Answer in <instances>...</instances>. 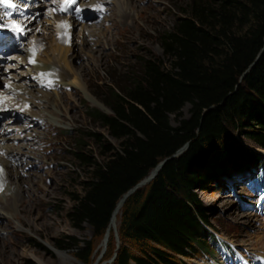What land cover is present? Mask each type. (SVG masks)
Here are the masks:
<instances>
[{
	"label": "trees",
	"instance_id": "1",
	"mask_svg": "<svg viewBox=\"0 0 264 264\" xmlns=\"http://www.w3.org/2000/svg\"><path fill=\"white\" fill-rule=\"evenodd\" d=\"M180 13L161 35L168 64L142 58L128 81L106 86L112 113L95 111L94 118L118 145L107 146L97 161L83 147L74 152L89 172L68 217L97 236L109 231L123 194L166 159L122 205V243L116 249L113 242L107 253H115L114 264H184L195 255L194 244L214 237L195 192L216 182L220 168L263 165L237 137L264 149V0H190ZM59 242L83 261L91 255L90 241L79 246L64 236Z\"/></svg>",
	"mask_w": 264,
	"mask_h": 264
},
{
	"label": "rangeland",
	"instance_id": "2",
	"mask_svg": "<svg viewBox=\"0 0 264 264\" xmlns=\"http://www.w3.org/2000/svg\"><path fill=\"white\" fill-rule=\"evenodd\" d=\"M45 1L47 0H31L30 3L33 7L27 9V14L35 15L37 19L44 17L46 8L42 6L36 8L35 6ZM82 2V0H76L71 7L74 16L70 19L69 36L64 32L59 34V37L72 39L71 42L68 40V43L64 45L69 44L72 47V62L77 68H80L79 66L83 61L92 60L89 63L86 78L88 90L96 102L91 101L83 93L74 92L72 97L65 96L64 102L66 104H64L68 106V111H64V115H67L66 125L46 126L49 140L47 139L40 145L42 161L37 160L38 166L26 165L24 174H21L23 186L25 188L30 187L35 192V195H30L31 197L24 194V198L28 202V212H20L18 215L23 229H13L7 218L0 216V226L7 229V231L0 230V238L4 240V245L0 243V251L3 249L14 251L13 259L5 257V253L1 254L0 252V264H64L56 251L67 253L71 258V264H114L112 257L115 253L112 256H107V253L113 242L116 249L122 243L119 239L121 212L118 215L116 228L109 232L107 228L101 236L95 235L92 227L87 223L82 224L81 228H76L70 221L68 213L74 204L73 199L76 195L82 194V185L89 172L86 165L78 162L74 152L83 147L86 154L92 160L97 161L103 158V153H109L105 152L107 146L118 145V140L112 138L107 129L102 127L100 122L94 118L95 111L106 114L112 113L104 102L106 86L111 81L115 83H120L123 80L128 81L131 73L139 68V62L142 58L152 57L162 60L165 64L169 63L170 58L165 56L161 35L172 28L175 20L181 14V9L190 0H133V7L136 9L145 8L142 16H147L150 20L146 22V27L139 25L137 28L132 24L131 17H121L116 14L114 9L112 10L114 8L113 2L101 4L102 10L99 11L96 5L90 3L82 5ZM134 14L136 13L134 12ZM1 18L0 26L4 27L5 21ZM36 23L37 21L34 22V24ZM96 24L100 25L99 27L104 29L106 34L110 33L114 36V40L109 43L110 46L107 45L103 49L101 60H99L100 58L93 59L92 57L96 56L88 53V50L93 54L97 53L92 50L100 48L94 43L93 49V45L87 43V40L96 39L95 36L92 37L89 28ZM130 30L132 32L136 30L142 34H138V37H132ZM145 30H147L146 34L144 33ZM51 33L55 35L53 28L50 30L48 27V34L52 35ZM101 42L103 41L97 44H101ZM7 48L5 52H1V62L3 64L13 62L19 67L11 70V75L16 76L10 77V72L3 75L12 83H21L23 87L30 88L31 86L27 81L29 80V72L24 61L17 59L9 61L7 59L11 53L22 56V52L16 48L8 46ZM94 61L98 66L94 65ZM4 69L6 68L1 66L0 72ZM32 74V78H34L35 71H32ZM5 84L7 85L5 81L0 79V88H4ZM67 90L70 91V88ZM56 91L59 94L63 92L57 90V87L52 84L41 86L40 90L39 87L38 89L35 88L33 91L35 97L30 98V100L41 101L38 99L39 96V98L42 97L41 99L53 103L52 106L59 105V101L55 99V96L59 97ZM11 96L14 97V95ZM1 102L3 100H0ZM25 103V108L18 105L15 107L7 105L0 109V130L4 131L6 135L21 134L22 132H18V127L24 123L23 121L27 116L38 113L39 110L38 116H43L42 111L45 110H43L41 102H39L41 105L37 103V106H33L32 102ZM27 109H30L31 112H27ZM55 111L53 109L52 113L54 114ZM182 112L183 117L188 118L191 114V105L185 104ZM171 122L176 124L174 116H171ZM4 125H12V128L6 130L3 128ZM235 133L237 137V131ZM239 136L237 138L252 151L255 150L264 156L262 148ZM17 139L9 137L7 142L14 143L16 146L24 142L20 138ZM22 149L29 151L24 147ZM22 155L25 156L23 153H18L16 158L12 159L20 160ZM32 158L27 155L25 161L33 160L34 158ZM219 170L222 173L215 178L216 182H210L208 188L195 192L202 201L208 216L209 226L206 229L214 237L207 236L205 240H199L198 244H194L195 255L183 258L184 264H264V183L258 179L263 170H259L257 165L250 166L249 170L245 172L236 169H230L228 172H223L222 168ZM29 177L32 178L31 183L24 181ZM32 220H36L35 228L30 224ZM64 236L76 238L79 241V246H83L85 240L90 241L92 252L89 259L87 261L81 260L75 249L56 247V244L60 243V239ZM112 237L113 239H111ZM21 251L25 252L23 256L20 254ZM38 259H41L42 263Z\"/></svg>",
	"mask_w": 264,
	"mask_h": 264
},
{
	"label": "bare ground",
	"instance_id": "3",
	"mask_svg": "<svg viewBox=\"0 0 264 264\" xmlns=\"http://www.w3.org/2000/svg\"><path fill=\"white\" fill-rule=\"evenodd\" d=\"M30 1L31 0H8V3L4 4L7 6V8H5L7 12L0 9V17L2 18H3L2 16L3 12L6 15L9 13L13 14L11 18L6 17V20H4L5 21L4 27L0 26V67L4 66L6 68L0 72V79L7 83V85L5 84L6 87L4 86V88L2 87L0 88V100H3V102L0 103V109L5 108L7 105H11V107L12 105L13 107L17 105L24 107L26 106L25 102L28 103L32 102L33 106H37L36 104L37 103L39 104V102H41L44 108L43 110H45L42 111L43 116H38L40 110L38 113H33L31 114V116H27L25 121H23L24 123L22 125H19L18 127V132L19 131L22 132L21 134H16L15 136L6 135L4 131L2 132L0 130V170H2L0 171V183L3 184V190L0 191V216L2 215L3 217H5V219L7 218L9 221L8 223L13 227V229L16 230L23 229L22 225L19 222L20 219L18 215L20 214V212H24V211L28 212V206H27L28 202L27 199L24 198V194H26L27 196L35 195V192L32 189H30V187L25 188L23 186L21 174H24V169L26 165L31 164L34 166H38L37 160L42 161L40 156V147H41L40 145L42 144V142H45L48 139L46 126L59 125V124L66 125L65 120L67 118V115H64V111L65 112L68 111V106H66L65 105L66 103L64 102V100H66L65 96L72 97L74 95V92L83 93L87 95V97L91 101L96 102V100L93 98V96L88 90V82L86 78L89 69L88 68L89 63H91L92 60L88 62L83 61L79 66L80 68H77L72 62L73 61L71 56L72 47L69 46V44L66 46L64 45L68 43V40L69 42H71L72 39L69 37L68 38L59 37L60 36L59 34L64 32H66L69 36L70 33L69 28L71 26L70 19H72L71 17L74 16V14L72 13L73 8L71 9V7L74 1L76 0H72V1L47 0L40 5H37L35 6L36 8L38 6L39 7L42 6L46 8L44 11V17H40L38 19L35 17V15L27 14V9H32L33 7ZM82 1H83L81 3L82 5L86 3H90L96 6H100L101 4H105L107 2H113L114 8H112V10L114 9L116 14L120 15L121 17H125V18L131 17V20L133 21L132 24H134L135 28H137V26L139 25L142 26L145 25V27L147 26L146 22H148L149 17L142 16L143 12L145 11V8L136 9L135 7H133V3H134L133 0H86V1L82 0ZM134 12L136 14H134ZM36 21L37 23L34 24V22ZM10 24H12V27L14 29L10 28L11 27ZM15 25L18 27H16ZM60 25H64V26L61 27ZM99 26L98 24H96L94 26L92 25L91 27H89L91 29L92 37L95 36L96 39L92 41L87 40V43L91 44V46L93 45V49L95 45L94 43H96V45L100 47L97 50H92L94 52H97L94 54L93 52L88 50L89 55L96 56V57H92L93 59L96 58L99 59L103 55L102 54L104 51L103 49H105L106 46L109 45V43L114 40V36L112 34L111 35L110 33L106 34L105 30L100 28ZM48 27H50V30L51 28H53L55 35L52 33H51L52 35L48 34ZM19 29H22V31ZM8 30L14 36V40H11L10 38H5V35L2 34V32H7ZM135 31H133L134 34H132L133 32L130 30L131 32L130 35L132 37L134 36L138 37L137 36L138 34L140 35L142 34L141 32L138 31L135 32ZM146 32L147 30L144 31L145 34ZM100 41L103 42H101V44H97ZM7 46L16 48L22 52L21 54L22 56H19V54L16 53H11L10 56L7 57V59L9 61L12 59H17L18 61H22V62L24 61L25 66L27 67V70L29 72V80L27 79L25 80L28 81L29 86H31L30 88L35 90V88L38 89L39 87L40 90L41 86L52 84L57 87V90L59 89L63 91L60 92V94L58 91H56L59 94V97L55 96V99L59 101V105L52 106L53 103H51L49 100L41 99L42 97L39 98V96L38 99L41 101H31L30 98L35 97L34 95L35 93L33 92L34 90L23 87L21 83H16V82L12 83L9 81V79H7V77H5L6 73L8 72H10V77L16 76L14 74L11 75L12 74L11 70L17 69V67H19L18 64H15L13 62L12 63L7 62L5 64L1 62L2 60L1 52L2 51L5 52L6 49H8ZM99 60H101V58ZM94 65L98 66V64H95V61H94ZM32 71H35L36 73V75H34V78H32L34 74V73L32 74ZM68 88H70V91L67 90ZM10 94L14 95V97L11 96ZM47 95L50 96V94ZM53 109L56 110L54 114L52 113ZM27 112L30 113L31 110L27 109ZM4 126L5 127L3 128H5L6 130L12 128V125L10 126L4 125ZM9 137L10 138L14 137L16 139L20 138V140L22 139L24 142L16 146V144L14 143L11 144L7 142ZM23 147L27 148V150L29 151H32L33 154H30L32 152L24 151L22 149ZM18 153L20 154L23 153L25 156L28 155L29 158L33 157L34 159L32 158L33 160L28 159L25 161V156L23 155H22L23 157L20 160L12 159V158H16ZM36 155L38 157H35ZM152 173H150V175H152ZM31 179L32 178L29 177V179H25L24 181L31 183L30 182ZM149 181H150L149 177L147 176L146 179L142 182L141 186L143 187ZM123 203L124 201L122 200L119 202L113 214L109 231L110 230L112 231L116 228L118 215L121 212ZM30 224L32 225V227L35 228L36 220H32ZM0 230L7 231V229L3 226H0ZM0 241H1L0 243L4 245V240L0 238ZM104 242L103 245L105 244ZM0 252L1 254L5 253V257L13 259L12 255L14 251L3 249ZM56 252L61 258L62 263L71 264V258L67 253L61 251H56ZM20 254L23 256L25 252L21 251ZM38 260L42 263L41 259ZM43 264H47V263H43Z\"/></svg>",
	"mask_w": 264,
	"mask_h": 264
},
{
	"label": "water",
	"instance_id": "4",
	"mask_svg": "<svg viewBox=\"0 0 264 264\" xmlns=\"http://www.w3.org/2000/svg\"><path fill=\"white\" fill-rule=\"evenodd\" d=\"M188 146V143H186L182 148H180L175 155H178L179 153H181L183 150H185ZM174 155V156H175ZM166 159L162 160L159 162V164L151 171L152 175H148L149 177V180H151L152 178H154V176L157 174V172L159 171V169L161 168V166L163 165V163L165 162ZM146 179L143 178L140 182H138L135 186H133L131 189H129L125 194H123V196L120 198L122 201H125V199L130 195L132 194L136 189L140 188L142 182ZM119 199V200H120ZM113 214V213H112ZM115 257V255H114ZM114 257H112V260L114 259Z\"/></svg>",
	"mask_w": 264,
	"mask_h": 264
},
{
	"label": "snow or ice",
	"instance_id": "5",
	"mask_svg": "<svg viewBox=\"0 0 264 264\" xmlns=\"http://www.w3.org/2000/svg\"><path fill=\"white\" fill-rule=\"evenodd\" d=\"M7 3H8V0H0V5L7 4ZM97 10L99 11V10H102V9L100 8V6H97ZM60 26L63 27L64 25H60ZM16 27H18V26H16ZM19 30L22 31V29H19ZM0 171H2V170H0ZM2 190H3V184L0 183V191H2Z\"/></svg>",
	"mask_w": 264,
	"mask_h": 264
}]
</instances>
